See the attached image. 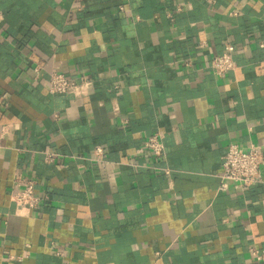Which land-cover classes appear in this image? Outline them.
<instances>
[{
	"label": "crops",
	"instance_id": "obj_1",
	"mask_svg": "<svg viewBox=\"0 0 264 264\" xmlns=\"http://www.w3.org/2000/svg\"><path fill=\"white\" fill-rule=\"evenodd\" d=\"M0 14V264H264L249 253L264 248V0H0ZM227 43L237 68L218 76ZM54 71L93 89L52 94ZM157 132L159 159L143 150ZM231 143L262 148V182L220 190ZM28 180L42 202L20 211Z\"/></svg>",
	"mask_w": 264,
	"mask_h": 264
},
{
	"label": "built area",
	"instance_id": "obj_2",
	"mask_svg": "<svg viewBox=\"0 0 264 264\" xmlns=\"http://www.w3.org/2000/svg\"><path fill=\"white\" fill-rule=\"evenodd\" d=\"M2 19L3 16L0 14V21ZM234 53L232 45L227 43L226 51L223 54L215 55L211 58L209 64L215 75L223 76L237 68ZM39 71L40 69H35L36 79L39 77ZM93 86L94 82L92 79L81 77L76 81L62 73L54 71L51 73L46 89L52 94H68L75 98H82L90 94ZM115 109L118 111L119 107L116 106ZM143 150L154 158H162L165 154L163 133L157 132L149 136L144 142ZM55 156H57L55 153H47L49 160H54ZM92 159L97 162L105 161V149L101 146L96 147ZM262 163L263 152L260 146L251 145L248 150H245L238 144L231 143L223 157L220 190H227L232 184H239L249 188L262 182ZM166 173L169 174L170 171L166 169ZM11 200L20 211L34 210L42 202L41 197L36 193L35 181L33 180L26 181L23 189L14 190L11 194ZM249 253L258 263H264V248L251 246L249 247Z\"/></svg>",
	"mask_w": 264,
	"mask_h": 264
}]
</instances>
